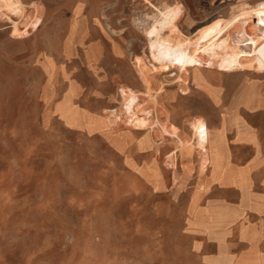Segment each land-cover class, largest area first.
<instances>
[{"label":"rangeland","instance_id":"374dc122","mask_svg":"<svg viewBox=\"0 0 264 264\" xmlns=\"http://www.w3.org/2000/svg\"><path fill=\"white\" fill-rule=\"evenodd\" d=\"M41 1L0 0V264H201L184 216L201 181L198 152L202 172L213 152L202 146L207 127L195 126L206 119L192 115H219L201 83L220 84L229 104L247 86L264 93V34L247 29L256 6L196 22L189 11L178 24L181 11L161 17L148 0L91 11L49 0L48 12ZM214 3L225 5L207 0L200 13ZM245 35L253 54L217 67ZM122 93L142 105L136 126L121 115L107 119L111 133L90 131L89 116L122 109ZM256 255L240 264H264Z\"/></svg>","mask_w":264,"mask_h":264},{"label":"crops","instance_id":"0c3cea01","mask_svg":"<svg viewBox=\"0 0 264 264\" xmlns=\"http://www.w3.org/2000/svg\"><path fill=\"white\" fill-rule=\"evenodd\" d=\"M117 1L70 0L69 4L76 11H91L101 4L105 6ZM148 1L160 10L176 7L174 11H181L177 19L180 24L185 18V12L192 11L193 22L215 16L218 11H224L222 16L226 17L222 18H227L242 6H259L264 0H208L210 4L217 2L225 5L221 7L214 3L215 6L203 15L200 13V4L207 0ZM41 2L46 12L51 11L49 0ZM12 11L16 12V5ZM81 40L87 42V34ZM248 43L249 39L245 35L241 50L237 49L236 44L232 45L236 52L242 54L230 51L224 64L225 71L239 68L244 64L246 55L253 54ZM114 52L120 55L117 48H114ZM99 54L100 49L90 47L87 58L92 60ZM193 58L197 63L195 54ZM201 86L208 92V101L213 109L219 113L214 121L202 114L192 115L203 116L208 124L202 125L201 118H197L195 126L199 132L207 127L206 136L202 137L205 139L202 146L213 152V170L211 172L209 166L204 172L201 171V154L197 151L201 181L191 197L189 211L184 216L183 235L190 240L191 252L199 258L201 264H212L213 260L222 261L227 258H234L235 262L237 260L235 264H240L246 256L256 258V252H264V93L260 86H247L241 98L229 104L222 97L220 84L206 82L201 83ZM251 92L255 99L248 106L244 102ZM121 104L122 109H112L103 116L91 114L86 123L88 129L111 133L112 130L106 125L107 119L112 123L120 119L121 115L125 117L126 124L136 126V118L142 109L137 97L122 93ZM168 108L167 112L172 110ZM188 118L185 124L189 130ZM116 144L122 146L124 139L116 137ZM141 144L144 145L145 141ZM146 171L145 177L151 181L152 175L147 168Z\"/></svg>","mask_w":264,"mask_h":264},{"label":"bare ground","instance_id":"6f19581e","mask_svg":"<svg viewBox=\"0 0 264 264\" xmlns=\"http://www.w3.org/2000/svg\"><path fill=\"white\" fill-rule=\"evenodd\" d=\"M170 11L171 8L164 9V11L161 13L162 15L161 17L169 15ZM247 23H248L247 29H249V31L253 33L264 34V9L260 8L259 6L254 7L250 12ZM195 56L197 63L202 65L204 63V58L202 57V55H200L199 53H195ZM226 58L227 56L219 63L217 64L214 63V64L217 67H219L221 70H224V64L226 62Z\"/></svg>","mask_w":264,"mask_h":264}]
</instances>
